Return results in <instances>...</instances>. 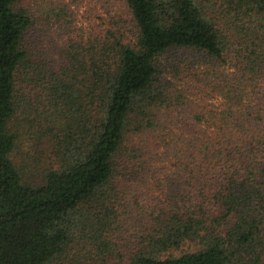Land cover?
Masks as SVG:
<instances>
[{"label": "trees", "instance_id": "1", "mask_svg": "<svg viewBox=\"0 0 264 264\" xmlns=\"http://www.w3.org/2000/svg\"><path fill=\"white\" fill-rule=\"evenodd\" d=\"M119 2L60 45L0 0V264H264V0Z\"/></svg>", "mask_w": 264, "mask_h": 264}, {"label": "rangeland", "instance_id": "2", "mask_svg": "<svg viewBox=\"0 0 264 264\" xmlns=\"http://www.w3.org/2000/svg\"><path fill=\"white\" fill-rule=\"evenodd\" d=\"M57 3L65 8V17L60 16L58 18L55 14L51 15V9L48 7H52ZM23 4L31 5L37 17L40 14L50 16L48 22L45 24H42L39 19L36 28H46L49 26L51 28V35L60 45L68 34L72 36L74 33L82 32V34L88 35L105 31L106 28H113L116 25L114 21H118L120 17H127L126 12L121 9L119 0H23ZM110 25L113 27H109ZM181 53L165 54L162 58L163 67L165 69L169 68V71H175ZM26 145L23 148L22 142L20 143L19 149H17V156L22 164H27L25 165L26 174L36 177L37 172L43 167L42 159L46 152L40 150L43 147L42 144L32 148H29V144ZM32 180L36 181L38 179L33 178Z\"/></svg>", "mask_w": 264, "mask_h": 264}]
</instances>
